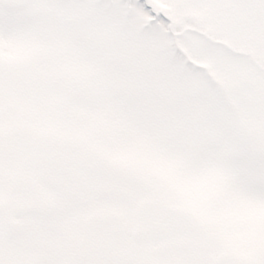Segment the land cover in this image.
I'll list each match as a JSON object with an SVG mask.
<instances>
[{"label":"snow or ice","instance_id":"6c2138e0","mask_svg":"<svg viewBox=\"0 0 264 264\" xmlns=\"http://www.w3.org/2000/svg\"><path fill=\"white\" fill-rule=\"evenodd\" d=\"M0 264H264V0H0Z\"/></svg>","mask_w":264,"mask_h":264}]
</instances>
